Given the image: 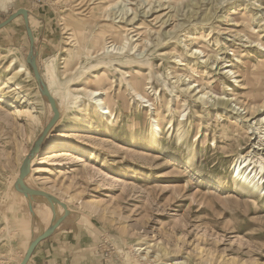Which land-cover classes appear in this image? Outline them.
I'll return each instance as SVG.
<instances>
[{
  "label": "rangeland",
  "instance_id": "obj_1",
  "mask_svg": "<svg viewBox=\"0 0 264 264\" xmlns=\"http://www.w3.org/2000/svg\"><path fill=\"white\" fill-rule=\"evenodd\" d=\"M3 1L0 22L18 8L29 11L41 74L44 63L55 57L62 82L81 73L73 87L104 89L113 112L107 124L86 105V123L63 132L69 141L62 149L79 158L62 157L55 165L40 147L32 159L37 158L34 188L72 209V219L92 233L99 252L108 251L110 264H175L182 259L186 264H264V189L260 194L241 191L231 177L238 152L252 161L264 158V120L259 123L264 108L250 110L259 130L246 133L247 117L229 125L235 118L229 107L192 96L198 89L212 98L211 93L224 91L253 107L264 98V51L256 45H264V0ZM108 43L127 45L121 54L105 56L101 51ZM28 47L21 16L0 29V264H19L29 240L48 222V212L28 214L11 186L32 146L29 134L37 137L52 115L34 77L19 75L10 88L4 87L13 75L5 65L14 55L25 62ZM194 47L210 57L208 63H198L202 58L190 54ZM100 59L103 63H96ZM229 64L236 82L222 75ZM136 70L154 116L125 81ZM256 73L260 81L246 80ZM179 74L184 82L176 80ZM211 76L219 81L216 88L209 84ZM187 79L199 84L196 91H180ZM23 100L36 106L37 124L31 123ZM151 116L161 130L154 137ZM180 120L184 132L178 136ZM224 129L237 131L223 136ZM138 244L152 250L136 252ZM158 249L165 251L155 256Z\"/></svg>",
  "mask_w": 264,
  "mask_h": 264
},
{
  "label": "bare ground",
  "instance_id": "obj_2",
  "mask_svg": "<svg viewBox=\"0 0 264 264\" xmlns=\"http://www.w3.org/2000/svg\"><path fill=\"white\" fill-rule=\"evenodd\" d=\"M3 4H4V1L3 0H0V5L2 7H3ZM129 9L132 10L131 8H129ZM133 11H134V9H133ZM133 11H132V13H133ZM126 13H127V10H125L123 12V14L121 15V18H123L124 14L126 15ZM68 25H70V24H68ZM110 29H112V28L110 27ZM125 29H127V28H125ZM116 30H118V28ZM74 42H75V40H74ZM109 43H108V45L104 46L102 48V51H101L102 54H104L105 56L106 55H110L111 53L121 54L120 51L121 50H124L125 49V46L127 45L126 43H123L121 46H117L116 47L114 45H109ZM256 45L261 46L262 49H263L262 51H264V45H262L261 43L260 44L257 43ZM98 46H100V45H98ZM190 54L191 55H194V56L196 55V59H198V60H199V58H202V61H199L198 63H201V62L208 63L207 61H208V59H210L209 56L204 55V52L200 48H197V47H194L192 50H190ZM200 54H202V56H199ZM112 56H113V54H112ZM112 56H110V57L112 58ZM205 57H206V59H204ZM108 58H109V56H108ZM114 58H116V56ZM109 62H111V61H109ZM109 62H108V64H109ZM56 63L57 62H56L55 57H52L49 61H46L44 63V67H43L44 69L42 70V78L46 82V84H47V86H48V88L50 90V93L53 95L54 99L57 102L58 110L60 112V118L56 122V124L52 127V129L49 132V134L46 136V139L42 142V144H41V147H42L41 148V151H46V153H48L47 156H46V158H45L47 160V162L49 160V161H52L53 164H55V165H60L59 161L61 160L62 157L79 158V156H76V154H75L76 152H74L72 150L62 149V147L65 145V143L67 141H69L68 139L65 138L66 136H65V134L63 132L64 131H67L68 129L70 131H77L79 129V127H81V125H84L86 123L87 118H88L87 116L89 114V112H88V109L89 108L87 109L86 108V105L95 108L97 110V112L99 113L100 117L106 120V123L107 124H111L112 123V121H111L112 118L111 117L113 116V114H112L113 112H111V110L109 109L108 105L105 102V99H104V95H105L104 89L103 90H102V88L101 89H87V88H85L83 86L82 87H80V86L79 87H73L75 81H77L80 78L79 74H81V73H79V72H75V74H74V72H71L74 75H72L71 77L67 78V80H65V81L62 82L61 81V78H60L62 74L61 73H60L61 75L58 74V71H57L58 69H57V64ZM96 63L101 64L103 62L100 59L99 62H96ZM16 64H18V66H16ZM187 64H190V63H187ZM180 65H184V64H180ZM185 66H187V65H185ZM229 66H231V65L229 64V65H226V66L222 67V68H225V71L223 72L222 75L223 76L224 75L225 76H229L230 78H235V76H231L234 73L232 72L231 69H228ZM92 67H94V66L92 65V66H89L87 68L81 67V69L82 70L83 69H88L89 70ZM188 67L190 69H193V66H191V65H188ZM188 67H187V69H188ZM5 69L7 71H13V75L10 74L12 76L9 77L8 81L4 84V87L5 88L6 87L10 88L9 87L10 86L9 83H11L12 80L14 78H16L17 76H19V75H25V76H27L29 78H33L32 74L30 72V69L25 64V62H23L22 60H20L15 55L11 58V60L9 61V64L5 65ZM76 69H78V68H76ZM260 73H262V72L260 71ZM125 74H126V72H125ZM65 75L66 74H64V76ZM138 76H141V74L139 72H137V70H136L135 72L130 73V75L128 76L129 79H125V78L124 79H125V81H127L128 86L133 91L135 97L145 103L144 106L149 108V111L148 112H149L150 115H152L151 113H155V111H151V110L154 109L153 108V104L150 102V100L146 96H144V94H142L140 85L137 83V77ZM183 76H184L183 74H179L176 80L177 81L181 80V81L184 82V79H186V78H184ZM182 77L184 79H182ZM261 77H260V74L258 75L256 73V76L255 77H252V76H251V78L246 77V80L248 79L249 80L248 82H250V81H256L257 82V81H260L261 80ZM147 78H150V77H147ZM16 80H15V82H16ZM209 80H210L209 81V84H214V87L215 86H218V84H219L218 82L219 81L216 80L214 78V76H211ZM186 81L187 82L180 89V91L182 93H191V92L196 91L198 89V87H199V84L198 83H196L195 81H190L189 79H187ZM234 81L235 82L237 81L236 78H235ZM173 87H175V86H173ZM226 88H228V86H226ZM19 89H20V85L19 84H16L14 86V90L19 91ZM227 90H230V89L228 88ZM259 90H260L259 88L255 89L257 95L259 93ZM207 94H208V91H204V90L201 91V90L198 89L195 93H193L192 96L195 98V100H198V101H200V100H207L208 99L209 101H211L213 103V105L219 106L221 109H226V108L229 107L230 110L233 112V114H235L234 120L233 119H230L229 125H238L237 124V121L238 120L236 118H240L242 120L243 118H246L247 117L245 121H249V123H248V126L246 127V133H255L256 134L257 130H259V126L257 127L258 124H257L256 121H254V122L251 123V119H253V117H251V116H252V112H254L255 110L262 111V109L264 108V98L261 101H259V102H255L254 101L256 103V104H254V106L255 105H257V106L256 107H253V105L252 106H246V104H244V105L241 104L240 101H238L237 99L233 98L232 96H228V94H226V92H224V91H222L220 95H217L215 93H211V94H213V98L210 97V95H207ZM25 102L27 103V106H28L27 108H25V110L27 111V113H29L28 115L30 117L31 123L32 124H37L38 121H39V118H38V116L36 114H32V113L36 112V110H37V108L35 110V107L36 106H32L33 104H31L30 102H28V100L27 101H25V100L22 101V103H25ZM170 110H171V108H170ZM250 110H254V111H250ZM76 112H79L80 116L75 115ZM160 112L161 111H157L155 117H158V115L160 114ZM183 112L184 111H182V113ZM180 115H181V113L178 114V116H180ZM152 116H154V115H152ZM152 116H151V118H152L151 119V125L153 124V126H152V129H151V135L154 137L155 136V133H160L161 130H160V127H159L156 119L153 118ZM263 120H264V116L260 119V122L259 123H262ZM60 122L62 123L61 124L62 126H60L61 127V130H59V133L53 134V132L56 130V127L59 125ZM167 123H168L167 125H168L169 129L171 127L172 128L174 127V124L172 122V118H169L168 121H167ZM182 124H183L182 120H180L177 123V129H176L177 132L176 133H177L178 136L181 135L184 132L183 126L181 127ZM66 128H68V129L66 130ZM233 131H237V129L236 130L229 129V132L227 131V129H224V131L221 132V135H223V136H229V133H232ZM34 134H29V136H28L29 140L31 141V144H33L34 141L37 138L36 135H34ZM223 139H224V137H223ZM234 139H233V141H234ZM153 140H155V139L153 138ZM263 141H264V138H263ZM44 149H47L49 152H47V150H44ZM25 155H26V153L24 154V156ZM36 159L37 158H35L34 160H32V164L30 165L31 166L30 167L31 174L26 179V184L29 185L30 187H33V188H34V185H32V183H31V175H32V173L35 170V168H34V165L35 164L34 163L36 162ZM260 173H262V174H260ZM231 175H232L231 177H232L233 181L236 183L237 187H239L241 191H247L249 193L260 194L261 191L264 189V158H259V160H253L252 161V158H250L249 156L242 155L241 153L238 152L237 157L233 160V163H232V173H231ZM11 186H12V189L18 194L20 200L22 201V204H24L25 207L27 208V200H26V197L22 193L18 192L14 188V183H12ZM252 189L254 191H252ZM58 212H61V208L60 207L58 208ZM27 213L29 214L28 208H27ZM49 214L51 215V210L50 209H49ZM159 247L161 248V246H159ZM134 250L136 252H142L143 251L145 254H148L150 252V250H152V248L149 250V246L148 245H145L144 246V244H138V245H135L134 246ZM162 251H163L162 249H158L157 251H155L154 252L155 253V256L158 255L159 253H161ZM141 256H142V254H141ZM143 257L144 256H142V258ZM143 261L145 262V260H143ZM133 262L135 263L136 261H133ZM126 264H130V263L127 261ZM175 264H186L185 263V259L179 260Z\"/></svg>",
  "mask_w": 264,
  "mask_h": 264
},
{
  "label": "water",
  "instance_id": "obj_3",
  "mask_svg": "<svg viewBox=\"0 0 264 264\" xmlns=\"http://www.w3.org/2000/svg\"><path fill=\"white\" fill-rule=\"evenodd\" d=\"M21 16L24 22V27L26 31V35L29 40V47L25 57V62L29 65L32 75L38 85V89L40 94L44 97L47 103L50 106L52 111V115L48 121V123L42 129V132L37 136L36 140L32 144L31 148L29 149L28 153L25 155L22 163L19 167L18 176L14 182V188L22 193L27 200V207L30 215L32 217L35 216L32 202L35 198L44 199L45 202L48 204V207L51 210V217L47 227H45L41 232L37 235L33 236L26 248L25 254L21 259L19 264H27L28 260L37 246V244L48 238L50 235L54 233V231L58 228V226L72 213L71 210L67 207V205L60 200L58 197L49 193L47 191L36 189L30 187L26 184V179L30 175V164L31 160L35 157V155L40 151L41 144L49 131L52 127L56 124V122L60 118V112L58 110V105L56 100L54 99L53 95L50 93V90L42 78V74L39 70L37 59H36V49L34 43V37L32 33V29L29 25V11L25 8H18L10 15H8L3 21L0 22V29L8 25L12 22L15 18ZM61 208L62 213L58 212V208Z\"/></svg>",
  "mask_w": 264,
  "mask_h": 264
},
{
  "label": "crops",
  "instance_id": "obj_4",
  "mask_svg": "<svg viewBox=\"0 0 264 264\" xmlns=\"http://www.w3.org/2000/svg\"><path fill=\"white\" fill-rule=\"evenodd\" d=\"M38 200H33V210L48 212L46 220L49 222L50 208L44 199ZM81 224L70 215L52 235L37 244L27 264H110L108 255L99 252L92 233Z\"/></svg>",
  "mask_w": 264,
  "mask_h": 264
},
{
  "label": "built area",
  "instance_id": "obj_5",
  "mask_svg": "<svg viewBox=\"0 0 264 264\" xmlns=\"http://www.w3.org/2000/svg\"><path fill=\"white\" fill-rule=\"evenodd\" d=\"M105 255H108V251L107 250L105 251Z\"/></svg>",
  "mask_w": 264,
  "mask_h": 264
}]
</instances>
